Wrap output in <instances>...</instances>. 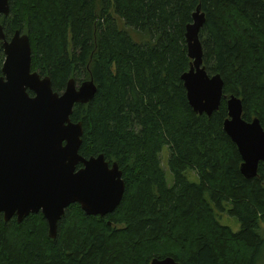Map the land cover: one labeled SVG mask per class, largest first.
Returning <instances> with one entry per match:
<instances>
[{"label":"trees","instance_id":"1","mask_svg":"<svg viewBox=\"0 0 264 264\" xmlns=\"http://www.w3.org/2000/svg\"><path fill=\"white\" fill-rule=\"evenodd\" d=\"M10 2L4 33L28 36L32 72L49 77L59 95L71 79L95 85L91 102L70 117L82 124L79 154L116 163L125 192L105 217L71 205L54 240L41 213L22 223L0 215V264H264V162L246 180L223 129L235 97L242 119H258L264 130V0ZM198 7L203 66L223 82L211 117L194 113L181 80L192 64L186 32ZM3 61L0 48V77ZM209 199L238 220L239 232L218 223Z\"/></svg>","mask_w":264,"mask_h":264},{"label":"water","instance_id":"2","mask_svg":"<svg viewBox=\"0 0 264 264\" xmlns=\"http://www.w3.org/2000/svg\"><path fill=\"white\" fill-rule=\"evenodd\" d=\"M9 0H0V16H8ZM205 23L198 7L187 27L190 70L181 80L194 113L211 117L221 104L223 82L209 77L203 66L199 33ZM0 48L4 61L0 77V215L18 223L41 213L49 238L57 237L58 223L71 205H79L89 217H105L120 205L125 184L118 165L103 155L85 159L79 154L82 124L72 123L75 105L94 98L92 81L76 84L71 79L65 91H53L49 77L31 71V45L27 35L16 31L6 41L0 25ZM224 132L236 145L242 159L240 173L246 180L258 176L264 162V130L258 119H242L241 100H227ZM81 166V168H78ZM151 264H179L172 258L153 259Z\"/></svg>","mask_w":264,"mask_h":264},{"label":"rangeland","instance_id":"3","mask_svg":"<svg viewBox=\"0 0 264 264\" xmlns=\"http://www.w3.org/2000/svg\"><path fill=\"white\" fill-rule=\"evenodd\" d=\"M168 158H169V149L167 147H164L160 154L161 166L165 172V178H166L167 185L168 187H171L173 184V176L167 166ZM185 176L189 182L194 183V184L199 183L198 177L192 171L188 170ZM208 201L214 210L216 220L218 221V223L223 227L229 228L233 233L239 232L240 225H239L238 220L235 217H232L231 215H229L227 211L219 210L210 199ZM229 208H230L229 206H225V210ZM261 229L264 230V222L261 223Z\"/></svg>","mask_w":264,"mask_h":264},{"label":"flooded vegetation","instance_id":"4","mask_svg":"<svg viewBox=\"0 0 264 264\" xmlns=\"http://www.w3.org/2000/svg\"><path fill=\"white\" fill-rule=\"evenodd\" d=\"M10 4H11V2H10V0H9V14H8V16H0V22H2V24L0 23V25L2 26V28H3V32H4V28H5V26L3 25V24H6V19H7V17H10L11 16V6H10ZM15 33V32H14ZM5 34V33H4ZM6 36V35H5ZM9 39L10 38H7L6 37V41H9ZM0 43H1V41H0Z\"/></svg>","mask_w":264,"mask_h":264}]
</instances>
